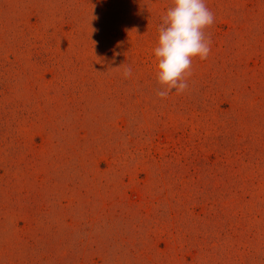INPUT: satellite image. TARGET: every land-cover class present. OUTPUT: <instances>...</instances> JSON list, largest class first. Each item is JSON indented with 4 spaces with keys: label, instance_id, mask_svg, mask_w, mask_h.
Returning <instances> with one entry per match:
<instances>
[{
    "label": "rangeland",
    "instance_id": "rangeland-1",
    "mask_svg": "<svg viewBox=\"0 0 264 264\" xmlns=\"http://www.w3.org/2000/svg\"><path fill=\"white\" fill-rule=\"evenodd\" d=\"M205 2L161 98L173 0H0V264H264V0Z\"/></svg>",
    "mask_w": 264,
    "mask_h": 264
},
{
    "label": "clouds",
    "instance_id": "clouds-1",
    "mask_svg": "<svg viewBox=\"0 0 264 264\" xmlns=\"http://www.w3.org/2000/svg\"><path fill=\"white\" fill-rule=\"evenodd\" d=\"M214 19L205 0H173V6L162 17L158 45L154 49L158 81L164 86L158 92L161 98L172 90L179 94L188 88L186 77L191 74L193 58L204 60L211 52L205 29Z\"/></svg>",
    "mask_w": 264,
    "mask_h": 264
},
{
    "label": "trees",
    "instance_id": "trees-1",
    "mask_svg": "<svg viewBox=\"0 0 264 264\" xmlns=\"http://www.w3.org/2000/svg\"><path fill=\"white\" fill-rule=\"evenodd\" d=\"M2 113H5L6 115L0 116V142H1L0 148H2V147L10 148L11 147L8 150V152H12V151H14V150L17 149V143H18L17 142L18 141L17 138H18V135L15 133V130L18 128V125L17 126H13L15 129H13V130L10 131L9 126L12 127L11 126L12 125V123H11V113H12V110L8 108V109H5L4 112H2ZM14 142L15 143L17 142L15 144L16 148L13 147ZM12 201H14V199ZM12 210H14V207H13ZM45 213L46 212H44L43 214H45ZM17 225H20L21 226L22 223L21 222H18ZM15 227L17 228V226H15ZM18 230H20V229L18 228ZM20 231L22 232L23 230H20ZM23 241L27 244L28 249L31 252L37 251V253H40L41 254L45 250L44 248H41V247L37 246V242H35L34 240H31L29 238H23ZM41 260H42V264H48V261L49 260H51V262L52 261L55 262L54 255H51L49 257H47V256L46 257H43V258H41ZM96 260L97 259L95 258L93 260V263L92 264H96L95 263ZM84 263L85 262L83 260H81V264H84ZM24 264H38V263L34 262L33 260H28ZM55 264H59V263L55 262Z\"/></svg>",
    "mask_w": 264,
    "mask_h": 264
}]
</instances>
